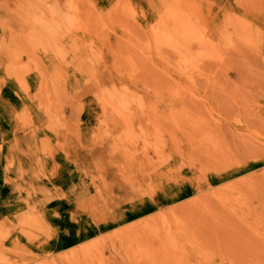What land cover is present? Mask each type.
Instances as JSON below:
<instances>
[{
  "label": "rangeland",
  "instance_id": "obj_1",
  "mask_svg": "<svg viewBox=\"0 0 264 264\" xmlns=\"http://www.w3.org/2000/svg\"><path fill=\"white\" fill-rule=\"evenodd\" d=\"M257 124L264 0H0V264H264Z\"/></svg>",
  "mask_w": 264,
  "mask_h": 264
},
{
  "label": "bare ground",
  "instance_id": "obj_2",
  "mask_svg": "<svg viewBox=\"0 0 264 264\" xmlns=\"http://www.w3.org/2000/svg\"><path fill=\"white\" fill-rule=\"evenodd\" d=\"M257 127H259V124H257ZM260 127H262V129L264 128V125H260ZM259 127V128H260ZM240 140H241V146L244 147L245 145H247V137L245 136H240Z\"/></svg>",
  "mask_w": 264,
  "mask_h": 264
}]
</instances>
